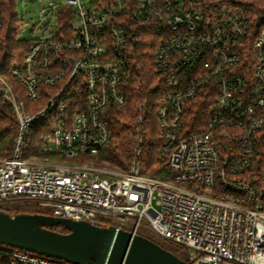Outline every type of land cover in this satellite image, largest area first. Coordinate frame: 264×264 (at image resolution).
<instances>
[{
	"label": "built area",
	"instance_id": "built-area-1",
	"mask_svg": "<svg viewBox=\"0 0 264 264\" xmlns=\"http://www.w3.org/2000/svg\"><path fill=\"white\" fill-rule=\"evenodd\" d=\"M49 6L41 15L51 16L50 31L10 69L19 87L0 73V96L18 123L0 156V205L21 198L37 212L115 225L173 245L194 264H264V4ZM26 25L18 16L16 39ZM142 37L155 44L163 87L157 119L167 178L142 172L146 106L132 125L134 158L124 168L96 160L112 139L111 109L127 105L131 45ZM0 264L74 263L0 243Z\"/></svg>",
	"mask_w": 264,
	"mask_h": 264
},
{
	"label": "trees",
	"instance_id": "trees-1",
	"mask_svg": "<svg viewBox=\"0 0 264 264\" xmlns=\"http://www.w3.org/2000/svg\"><path fill=\"white\" fill-rule=\"evenodd\" d=\"M264 4V0H260ZM2 9V27L0 28V73L9 78L15 85L18 83L10 77L11 67L22 60L31 46L29 40L15 38L16 23L18 21L17 0H0ZM132 76L124 86L127 105L124 108L113 107L108 117L109 126L112 130V139L103 148L96 158L98 164L124 168L131 161L136 144V134L133 131V122L140 106H146L149 113L146 120L144 133V152L141 158L142 172L146 175L167 178L164 163L160 158L162 140L159 135L157 105L163 94L160 75L154 64V42L145 41L144 37L136 44H132ZM18 123L12 115L8 103L0 96V156L10 153L14 137L16 136ZM32 143L40 146L37 140L38 128L34 130ZM8 150L5 152L4 150ZM39 158H55L54 155L34 153ZM4 209L11 214L21 210ZM52 229L67 231L63 225L50 226Z\"/></svg>",
	"mask_w": 264,
	"mask_h": 264
},
{
	"label": "water",
	"instance_id": "water-1",
	"mask_svg": "<svg viewBox=\"0 0 264 264\" xmlns=\"http://www.w3.org/2000/svg\"><path fill=\"white\" fill-rule=\"evenodd\" d=\"M0 243L74 264H194L145 235L37 211L0 209Z\"/></svg>",
	"mask_w": 264,
	"mask_h": 264
},
{
	"label": "rangeland",
	"instance_id": "rangeland-1",
	"mask_svg": "<svg viewBox=\"0 0 264 264\" xmlns=\"http://www.w3.org/2000/svg\"><path fill=\"white\" fill-rule=\"evenodd\" d=\"M49 1L51 0H17V14L23 22L27 23L23 33L20 35L22 40L30 41L41 35L42 32L50 31L51 25L49 22L51 21V16L47 14V11L45 12L44 17L41 15L44 6L49 10ZM52 25L55 27V22H52ZM34 134L33 131V135ZM88 159L91 160L92 158L88 157ZM1 205L5 209L35 212L34 204L21 198L3 201L1 202ZM171 248L175 251L173 245Z\"/></svg>",
	"mask_w": 264,
	"mask_h": 264
}]
</instances>
